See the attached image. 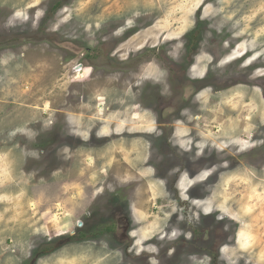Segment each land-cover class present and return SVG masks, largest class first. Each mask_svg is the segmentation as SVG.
Instances as JSON below:
<instances>
[{
  "label": "rangeland",
  "instance_id": "1",
  "mask_svg": "<svg viewBox=\"0 0 264 264\" xmlns=\"http://www.w3.org/2000/svg\"><path fill=\"white\" fill-rule=\"evenodd\" d=\"M263 74L264 0H0V264H264Z\"/></svg>",
  "mask_w": 264,
  "mask_h": 264
},
{
  "label": "flooded vegetation",
  "instance_id": "2",
  "mask_svg": "<svg viewBox=\"0 0 264 264\" xmlns=\"http://www.w3.org/2000/svg\"><path fill=\"white\" fill-rule=\"evenodd\" d=\"M89 52V50H88ZM253 73V72H252ZM264 75V74H263ZM257 153V157H255V162L252 160V166L258 170V172H262L264 170V152H261L260 150H251L250 153ZM251 156V155H249ZM248 156V157H249Z\"/></svg>",
  "mask_w": 264,
  "mask_h": 264
},
{
  "label": "trees",
  "instance_id": "3",
  "mask_svg": "<svg viewBox=\"0 0 264 264\" xmlns=\"http://www.w3.org/2000/svg\"><path fill=\"white\" fill-rule=\"evenodd\" d=\"M81 238H85L84 235H82Z\"/></svg>",
  "mask_w": 264,
  "mask_h": 264
}]
</instances>
